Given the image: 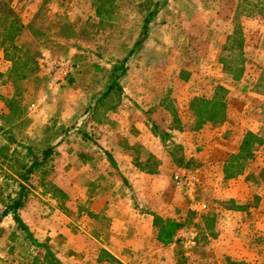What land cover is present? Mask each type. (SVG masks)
I'll return each instance as SVG.
<instances>
[{"label":"crops","instance_id":"obj_1","mask_svg":"<svg viewBox=\"0 0 264 264\" xmlns=\"http://www.w3.org/2000/svg\"><path fill=\"white\" fill-rule=\"evenodd\" d=\"M53 2L39 0L27 8L28 13L43 5L66 19L83 17L84 11L75 10L76 1L55 6ZM237 5V0H163L141 49L129 58L117 80L118 92L98 101L109 87L107 78L103 90L89 101L83 113L87 135L80 143L70 141L71 135L61 138L55 148L34 158L32 174L53 158V167L50 164L44 173H56L53 185L60 197L29 196L27 210L23 209L27 214L19 213L33 239L59 264H264V96L253 91L257 79L248 74L252 66L234 80L220 65ZM92 11L87 18L95 20ZM241 26L244 56L263 67L264 42L249 48L247 30ZM123 38H127L123 43L133 45L129 37ZM198 46L204 48L203 55ZM196 59L202 61L195 64ZM10 66L0 48L4 98L13 95L12 85L4 83ZM218 86L226 92V119L194 129L191 102L211 100ZM44 100L40 97L38 105L29 108L30 117L49 108ZM7 114L0 102V115ZM3 122L0 140L14 143L8 141L9 129ZM152 126L167 137L162 140ZM248 134L261 142L255 145L254 160L241 175L227 178L228 162L238 155ZM27 151H31L28 144ZM173 154L182 159L180 164L173 161ZM192 158L199 167L197 212L189 210V201L173 185V172L189 168ZM154 216L187 225L163 244ZM5 220L13 229L11 216L3 217L0 227ZM182 230L196 234V246L188 252L179 245ZM9 249L0 248V253ZM39 251L41 259L45 251Z\"/></svg>","mask_w":264,"mask_h":264},{"label":"rangeland","instance_id":"obj_2","mask_svg":"<svg viewBox=\"0 0 264 264\" xmlns=\"http://www.w3.org/2000/svg\"><path fill=\"white\" fill-rule=\"evenodd\" d=\"M37 1L39 2V0H6L8 4H15L16 9L20 11L21 20L26 26L34 25L36 28L42 29L44 25H70L76 30L77 35L73 40H59L57 41V45L50 46V49L47 48L39 51L40 55L37 57L39 79L28 80L27 85L23 87L22 117L11 123L3 122L6 128L9 129V136L7 138L12 139L14 143L10 142L7 144L3 140H0V146H5L7 149L0 152L1 157L7 156V158H0V214L4 210V205L10 204V201L17 198L20 192L22 193L23 204L18 211L19 216L21 210H27V197L59 196L53 185V182L56 180V173H44V168L49 170V166L52 165L53 167V158L49 157L45 166L43 165L35 170L29 183H23L18 176L24 173L23 166H27L34 158H39V155L44 151L55 148V143L61 138H67L71 135L70 141L80 143L82 135H87L86 126L83 127V113L86 111L89 101L94 99V95L103 90L104 83L109 78L111 67L116 61H119L117 58L123 56L121 52L131 46L128 43H123L122 40L116 41L115 38L109 39L108 37L109 35L116 34L120 29L123 31V37H129L132 44L135 40L137 28H139L140 17L136 20L135 15H131L132 10L130 11L128 8H122V10L125 18L131 16L130 21L127 19V22L122 24L111 21L109 23L110 25L112 24L111 28L99 27L95 20L90 21L87 18L89 11L91 12L95 9L94 3L91 0H85L82 3L78 2V0H42L44 3L54 1V6L56 3L70 4L76 1L79 5L76 6L75 10L78 13H83L84 11L83 17L77 18L70 15L66 19L64 18L65 14H60L56 10V14L54 15L50 10H45L43 5H41L31 11H34L40 17L36 20H30L28 16L31 12L28 13L27 8ZM121 1L123 5L128 3V6H131L136 0ZM160 1L163 3V0ZM245 1L252 4L256 3V0ZM63 12L66 13L67 8ZM241 12L240 22L244 24L247 30L248 46L251 49H255L259 43L264 42V15H252V18H245L244 14L247 13ZM261 22L263 23V27H261ZM30 38V31L26 29L20 41H28ZM197 48H199V51L203 55L205 52L204 48L202 46H198ZM108 49L110 50L109 52L105 51ZM44 54H47L51 58H68L73 68L76 67L80 70L79 73H74V70L72 71V78H74L72 84H69L67 81L56 94H51V96L50 92H48L49 79L40 64ZM96 54L101 57H97ZM201 61L196 59L195 64ZM260 68L256 65H252L249 68L252 70L251 73H248L251 80L258 78ZM45 95L48 98L44 101L50 105L49 108L43 111L41 116L30 117L32 113L29 112V108H32L33 105H38L40 97H44ZM33 123L36 124V127ZM27 144L31 148V151H27ZM197 161L192 158L191 163L189 162L190 164L187 166L199 171ZM27 185H30V195L27 193ZM43 203L50 211H54L53 207L49 206L48 203L44 201ZM24 214H27V211L23 210ZM13 225L14 228L11 229V226L8 227V222L5 220L3 226L0 227V248H11L7 252L3 251L0 253V256H2L0 264H29L33 257H40V249L34 248L35 246L31 245L25 233L18 229L14 222Z\"/></svg>","mask_w":264,"mask_h":264},{"label":"trees","instance_id":"obj_3","mask_svg":"<svg viewBox=\"0 0 264 264\" xmlns=\"http://www.w3.org/2000/svg\"><path fill=\"white\" fill-rule=\"evenodd\" d=\"M71 1V0H62ZM85 0H78L82 3ZM95 6V21L98 26L103 28H111V21L119 22L120 24L126 23L127 19L131 20V16L125 18L123 16L122 8H128L131 11V15H135L136 20L140 17V31L136 40L130 48L123 50L121 54H124L122 59L116 61L110 69L109 74V87L104 93L100 94L98 101H104V99L111 94L112 91L118 92L119 87L117 80L126 71V64L129 58L137 53L143 44V41L148 35L149 24L151 20L159 13V8L162 2L160 0H136L134 4L128 6V3L123 5L121 0H91ZM237 15L231 25V34L227 37V41L223 47L222 55L220 58V65L223 71L232 76L234 80H240L243 77L246 66L254 65L252 62L246 59L243 53L244 37L243 30L240 22V13L246 17H252V15H264V0H256L255 4L245 0H237ZM40 16L34 11L29 15V19H38ZM92 21L91 19H89ZM113 23V22H112ZM114 28V27H113ZM28 29L31 34V38L28 41L21 42L20 38L23 32ZM77 35V32L70 25H44L42 29L36 28L34 25L26 26L21 20L20 11L16 9L15 4H8L6 0H0V48L3 51L4 59L10 63V68L6 74V80L4 83H10L13 87V95L11 98H4L0 95V102L6 107L8 114L0 115V120L11 123L17 119H20L23 114L22 108V91L23 87L27 85L28 80H37L38 77V62L37 57L40 55L39 51L43 49H50V46L57 45L59 40H73ZM123 31H119L114 35H109V39L115 38L116 41H121L123 38ZM128 36V35H127ZM58 39V40H55ZM104 50V49H103ZM105 51H110L105 50ZM125 51V52H124ZM97 57H101L96 54ZM74 73H79L80 70L76 67L73 68ZM259 77L257 78L253 91L264 96V66L260 69ZM73 74L71 73L68 78V83L74 82ZM225 90L218 86L215 89L214 95L211 100H205L195 98L190 104V110L192 118L194 120V129H199L203 125L209 123L211 125H217L222 123L226 119V106H225ZM152 130L162 140L167 137L166 134L160 131L157 127L152 126ZM11 140L8 138V141ZM261 142L257 140L253 134L245 136L238 147V155L233 156L228 162V171L226 172L227 178H236L237 175H241L243 170L249 166V163L254 160L255 145ZM0 152L6 151L5 146H0ZM49 151L43 155L44 159L47 158ZM174 155V154H173ZM7 158V156H3ZM0 156V158H3ZM173 161L176 164H180L182 159L177 156H173ZM35 161L31 162L29 168L23 166V174H19L18 178L26 183L29 181V176L34 169ZM21 189H23L20 186ZM232 205L233 203L230 202ZM22 193L20 192L17 198L10 201V204L4 205V210L0 214V221L3 217L11 216L13 222L22 232L25 233L27 239L31 245L37 247L40 250L45 251L44 256L33 257L29 264H59L44 245L37 243L30 234L27 226L21 220L18 211L21 208ZM235 209H242V207H232ZM153 223L158 230V239L163 244H168L172 241L174 233L185 227L187 222H177L174 220L163 221L161 218L154 216Z\"/></svg>","mask_w":264,"mask_h":264},{"label":"built area","instance_id":"obj_4","mask_svg":"<svg viewBox=\"0 0 264 264\" xmlns=\"http://www.w3.org/2000/svg\"><path fill=\"white\" fill-rule=\"evenodd\" d=\"M42 57L40 64L49 79L48 92H50L51 96V94H56L66 84L73 71V65L68 58H51L47 54H44ZM43 98L47 99L48 97L45 95ZM198 183L199 173L196 170L177 168L173 172V185L189 201V210L192 212H197L198 209V204L195 202L194 197ZM200 208L205 209V205L200 204ZM185 231L182 230L178 241L181 248H184L188 252L196 246V234Z\"/></svg>","mask_w":264,"mask_h":264}]
</instances>
